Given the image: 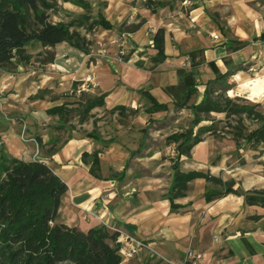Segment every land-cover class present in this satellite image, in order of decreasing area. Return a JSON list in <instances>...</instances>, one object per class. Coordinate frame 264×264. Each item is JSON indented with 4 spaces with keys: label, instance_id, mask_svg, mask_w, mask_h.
Returning <instances> with one entry per match:
<instances>
[{
    "label": "rangeland",
    "instance_id": "374dc122",
    "mask_svg": "<svg viewBox=\"0 0 264 264\" xmlns=\"http://www.w3.org/2000/svg\"><path fill=\"white\" fill-rule=\"evenodd\" d=\"M155 2H160V6L152 12L150 8ZM39 8L48 22L73 25L70 32L79 35V42L88 54L67 44L43 47L30 43L12 65L0 68V151L4 155L24 161L42 160L68 183L80 174L83 183L97 185L96 197L89 202L101 201L98 206L107 204L111 197L117 198L114 206L125 198L124 193H129L130 202L141 196L155 197L167 200L172 208L176 167L182 173L195 171L220 179L223 185L232 182L242 193L264 191V141L256 144L234 141L237 130L248 135L264 117V79L257 77L264 75V64L258 67L252 49L246 48L264 35L256 26L259 20L264 21V0H39ZM98 11L113 26L111 29L97 26L88 30ZM84 15H89V20ZM140 23L143 25L138 34L120 29L123 25L129 29ZM158 28L165 31L164 60L155 64L153 35ZM242 38L247 41H241ZM243 43L245 46H239ZM240 51L243 58L245 54L248 56V61L242 62L243 71L235 73L237 68L230 65ZM190 53L195 54L198 63L195 68L191 66ZM209 62H214L222 74L228 71L231 75L217 80ZM177 70L182 71L181 80L194 77L196 81V92L186 99L182 93L179 101L164 92L178 82ZM142 93H148L153 101ZM100 95H105L104 105L83 116L87 102ZM208 97L231 99L252 107V112L225 120L214 114L202 115L199 126L214 122L216 133L198 135V129L193 128L192 136L198 135L201 142L189 155L181 156L179 147L188 145V139L172 137L194 127L191 122L196 117L194 108ZM58 105L70 111L66 122L45 112ZM119 105L127 107L123 114L114 110ZM219 119L222 121L218 122ZM60 125L62 128H58ZM83 153L89 154L85 161L81 160ZM93 153L100 160L97 173L100 180L88 174ZM222 191L223 186L201 178L189 185V193L204 199L209 196L206 201L210 202L220 198ZM83 198L88 200L89 195L80 200ZM187 201L184 199L183 203ZM176 207L185 206L176 204ZM248 207L258 210L244 211L243 227L249 220L251 225L258 222L264 229V207ZM62 209L57 222L64 220L82 230L92 223V215L83 216L76 209L67 216ZM237 210L198 226L197 236L208 231L219 247L222 237L215 226L235 217ZM67 217L73 218L72 221ZM107 228L113 232V227ZM239 232L244 236V231ZM252 238L264 247L263 233ZM240 240L244 246L250 245L247 237ZM123 247L125 251L126 246ZM147 248L150 249L148 244ZM156 252L160 253L154 249L150 255ZM209 256L211 253L202 255L198 262L235 264L236 261L229 258L215 263ZM126 260L122 264H128Z\"/></svg>",
    "mask_w": 264,
    "mask_h": 264
},
{
    "label": "trees",
    "instance_id": "16d2710c",
    "mask_svg": "<svg viewBox=\"0 0 264 264\" xmlns=\"http://www.w3.org/2000/svg\"><path fill=\"white\" fill-rule=\"evenodd\" d=\"M146 6L149 8L150 1L146 2ZM157 6H160V2H155L150 10L156 12ZM22 10L29 11L31 15L24 14ZM84 16L89 20V15ZM142 25V23L133 25L129 29L123 25L120 29L133 33ZM72 26L48 22L45 14L40 11L39 0H0V68L12 65L23 48L30 43H37L43 47L67 44L88 54L79 42V35L76 32H70ZM79 26L82 25L79 24ZM97 26L104 29L113 27L101 11H98L97 17L88 25V30ZM164 36L165 31L162 28H158L153 35V47L157 51V58L153 59L155 64L164 60ZM260 42H264V35L257 37L251 44ZM245 44L239 46H245ZM189 58L191 66L194 68L198 66L195 62V54L190 53ZM223 63L227 64L225 60ZM208 66L217 80H223L229 73L227 71L222 74L214 62H209ZM181 73V70H177L178 82L164 89L167 95L179 98L177 101L180 100L182 93L186 94L183 97L186 99L196 92L194 77L181 80L179 78ZM181 90L183 91L179 92ZM104 96L100 95L87 102L82 111L83 116L92 109L103 106ZM142 96L153 101L148 93H142ZM126 109L127 107L119 105L114 110L123 114ZM45 112L48 116L58 117L63 122H66L70 113L64 105L51 107ZM250 112L252 107L239 105L231 99L204 98L194 108L196 117L191 121L194 127L191 126L189 131L172 137L174 140L188 139V145L179 147V155H189L191 149L201 142L198 135L216 133L214 122L199 126L202 115L214 114L222 116L225 120L234 116L247 115ZM221 121L222 119L218 120V122ZM259 121L261 123L258 128L248 135L237 130L234 141L246 140L251 144L263 142L264 117ZM193 128L198 129V135L192 136ZM88 155L83 153L81 160L85 161ZM91 167L88 174L100 180L101 177L97 174L100 170V160L96 153L92 155ZM200 178L223 186V191L219 195L221 197L232 194L243 197L244 204L247 206L264 207V191L242 193L234 189L235 185L232 182L223 185L220 179L195 171L182 173L177 167L174 172L171 201L184 197L188 190V183ZM67 190L66 183L44 161L36 158L19 160L10 154L4 155L2 150L0 151V264H122V241L118 232H110L104 225L92 227L84 232L76 227L57 222L62 198ZM207 200H210L209 196ZM171 207L178 208L173 206V203Z\"/></svg>",
    "mask_w": 264,
    "mask_h": 264
},
{
    "label": "crops",
    "instance_id": "0c3cea01",
    "mask_svg": "<svg viewBox=\"0 0 264 264\" xmlns=\"http://www.w3.org/2000/svg\"><path fill=\"white\" fill-rule=\"evenodd\" d=\"M263 22L264 21L259 20L256 23V26L261 28L259 29V33H264ZM140 29L136 31L137 34L141 32ZM241 41H247V39L242 38ZM255 45H258V47L253 49ZM246 48L252 49L254 53L253 59L258 63V67L263 66L264 42L252 43V45ZM241 52L242 51L237 52V54L233 56V62L230 65L237 69L239 68L238 71H235L236 69L234 70L235 73L243 71L245 64H242V62L246 63L248 61V56L245 54L243 58ZM217 53L220 55L222 54V52ZM257 77L258 79H264V75ZM81 153V151L78 152V157H80ZM77 176L78 177L71 183L60 178L66 183L68 190L62 198L58 215L62 208L67 211V216L70 215L69 213L78 209L83 216L92 215V223L87 225L83 230L80 229V227L70 226V223L68 224L64 220H61L62 222L60 223L69 227H76L84 232L92 227L103 224L105 227H113L122 233L146 240L144 242L149 245L150 249L134 253L132 256L127 257L128 260L126 261H128V264H166L165 261L177 263L181 260L187 249H191L201 257L206 253H211L209 257L211 259L213 258L215 263H221L230 258L231 260H236L235 264H264V247L252 238V236H259L261 233L264 234V229L260 228L261 225L258 222L251 225L252 223L246 220L247 223L244 227L243 223H241V220L246 214L244 211L258 209L245 205L243 197L230 194L222 196L213 202L206 201L208 196L204 199L203 196L194 197V193H189L190 182L188 183V190L185 196L173 201V206H176V204L185 206L181 209H176L174 207L170 208L167 200L166 202L164 200H157L158 198L155 199V197H153L154 199H143V196L138 197L142 193L138 194V199L133 202H130V194L124 193L125 198L119 200L118 204L112 206L117 198L112 199L111 197V200L108 201L107 204L98 206L101 201L96 202L93 200V202H89L90 199L96 197V193L94 192L97 190V185L83 183L81 180L84 178L80 176V174ZM74 183L77 185L74 186ZM234 189H238L237 184H235ZM83 195H89V199L84 200L83 198L81 201L80 198H82ZM184 199H188V201L183 203ZM235 209H238V214L235 217H231L232 219L226 218L222 224L220 223L215 226L217 233H220L222 237L219 247L213 243L216 238L212 237L208 231L204 232L200 237L197 236L196 230L198 226H204L212 218L226 215L228 212ZM257 216H261V214L258 213ZM67 219L72 221L71 217H67ZM239 231H244V236H240ZM245 237L250 240V245L246 244L247 247L244 246L240 240H244ZM121 239L120 237V240ZM154 249L160 252H156L159 255H150ZM199 262L197 261L196 264H208L205 261Z\"/></svg>",
    "mask_w": 264,
    "mask_h": 264
},
{
    "label": "built area",
    "instance_id": "2783aa9c",
    "mask_svg": "<svg viewBox=\"0 0 264 264\" xmlns=\"http://www.w3.org/2000/svg\"><path fill=\"white\" fill-rule=\"evenodd\" d=\"M111 230H113V232H118L120 234V237L122 238L121 254L123 256V259L132 256L134 253L148 249L147 244L144 241L139 240L130 234L122 233L116 228H112ZM123 246H126L125 251H123L124 249ZM200 259L201 256L199 254L194 253L191 249H187L184 252L181 260L178 261L177 263L176 262L171 263L167 261L165 262L166 264H196V262L199 261Z\"/></svg>",
    "mask_w": 264,
    "mask_h": 264
},
{
    "label": "bare ground",
    "instance_id": "6f19581e",
    "mask_svg": "<svg viewBox=\"0 0 264 264\" xmlns=\"http://www.w3.org/2000/svg\"><path fill=\"white\" fill-rule=\"evenodd\" d=\"M123 102V101H122ZM73 219V218H72Z\"/></svg>",
    "mask_w": 264,
    "mask_h": 264
}]
</instances>
